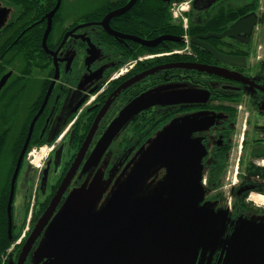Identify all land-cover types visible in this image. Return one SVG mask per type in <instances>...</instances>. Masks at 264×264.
Segmentation results:
<instances>
[{"label": "flooded vegetation", "instance_id": "af4514ba", "mask_svg": "<svg viewBox=\"0 0 264 264\" xmlns=\"http://www.w3.org/2000/svg\"><path fill=\"white\" fill-rule=\"evenodd\" d=\"M254 1L190 0L185 10L188 0H135L105 26L103 18L129 0H71L81 15L53 16L46 49L47 14L26 26L23 31L33 28L35 35L28 36L24 72L7 65L0 76L10 72L0 88V238L10 241L5 264L53 258L39 250L47 230L66 216L107 207L150 140L185 116L205 122L191 138L204 148L203 202L222 219L194 264H264V0ZM252 12V29L215 37ZM161 37L177 40L157 41ZM157 87L196 91L197 101L138 111L99 157L96 148L120 111ZM164 174L160 168L147 185Z\"/></svg>", "mask_w": 264, "mask_h": 264}, {"label": "water", "instance_id": "95a60500", "mask_svg": "<svg viewBox=\"0 0 264 264\" xmlns=\"http://www.w3.org/2000/svg\"><path fill=\"white\" fill-rule=\"evenodd\" d=\"M134 2L129 0L123 8L107 14L102 24L107 26L111 16L124 13ZM60 5L61 0H56L45 16L44 49L52 17ZM255 23L256 14L252 12L239 18L229 31L215 37L229 34L231 30H250ZM163 39L177 40L161 37L157 41ZM191 40L197 43L193 37ZM207 49L215 53L211 47L207 46ZM9 75L10 72L1 77L0 88ZM196 94V91L186 90L173 94L166 87L148 90L120 111L101 138L96 153L100 157L120 125L138 111L155 104L197 101L194 98ZM32 124L19 154L12 183L30 138ZM204 124V121L185 116L165 127L129 167L127 175L111 194L107 207L96 214H76L56 221L47 230L39 248L45 254L54 256L45 264H125L129 257H134L133 261L143 260L144 264H194L198 251L209 246L206 240L210 239L215 225L222 220L220 213L207 209L203 202L200 161L204 148L198 139L191 138V134L203 129ZM160 168L164 169V176L154 185H147L148 178ZM11 196L12 191L10 199ZM71 207H74L73 202L68 204L66 211ZM8 213L10 223V202ZM41 227L38 225L37 231ZM27 249L23 254L27 253ZM18 264H22L21 258Z\"/></svg>", "mask_w": 264, "mask_h": 264}, {"label": "trees", "instance_id": "16d2710c", "mask_svg": "<svg viewBox=\"0 0 264 264\" xmlns=\"http://www.w3.org/2000/svg\"><path fill=\"white\" fill-rule=\"evenodd\" d=\"M9 3L17 5L19 7V15L13 19L8 25L7 29L0 31V55L3 53V57L0 59V66L6 64L0 69V76L4 74V71L8 66H14V70L18 73L24 72L27 63V40L28 36H34L35 32L31 29H26V26L34 20L35 17L45 16L54 7L56 0H8ZM258 0H255L257 2ZM62 2L58 11L54 16H62ZM255 7V6H254ZM54 17V18H55ZM170 18V16H169ZM23 31V33H21ZM40 38V33L38 34ZM10 39L6 42L7 39ZM38 38V39H39ZM35 39V38H34ZM15 40V41H14ZM5 55L10 57L6 60ZM8 65V66H7ZM17 73H12V76H16ZM10 246L6 234L0 238V264H5L3 255L7 248Z\"/></svg>", "mask_w": 264, "mask_h": 264}, {"label": "rangeland", "instance_id": "374dc122", "mask_svg": "<svg viewBox=\"0 0 264 264\" xmlns=\"http://www.w3.org/2000/svg\"><path fill=\"white\" fill-rule=\"evenodd\" d=\"M250 0H234V2H237L238 4L248 2ZM62 16H80L81 14L75 13L74 9L75 6H73L71 0H62ZM19 12V7L17 5L9 4L6 0H0V30L2 27L7 24L9 21L16 18ZM156 137L154 136L150 141L151 144L154 142ZM44 152L38 154L39 156H42ZM43 243V242H41ZM134 257H129L126 259L125 264H144L143 260L139 261H133Z\"/></svg>", "mask_w": 264, "mask_h": 264}, {"label": "clouds", "instance_id": "9594fccd", "mask_svg": "<svg viewBox=\"0 0 264 264\" xmlns=\"http://www.w3.org/2000/svg\"><path fill=\"white\" fill-rule=\"evenodd\" d=\"M181 7H182L183 9H185V10H188L189 7H190V0H188L187 3L182 4Z\"/></svg>", "mask_w": 264, "mask_h": 264}, {"label": "built area", "instance_id": "2783aa9c", "mask_svg": "<svg viewBox=\"0 0 264 264\" xmlns=\"http://www.w3.org/2000/svg\"><path fill=\"white\" fill-rule=\"evenodd\" d=\"M174 14L176 15V12H174ZM174 17H177V16H174ZM184 37H185V40H186V35Z\"/></svg>", "mask_w": 264, "mask_h": 264}]
</instances>
